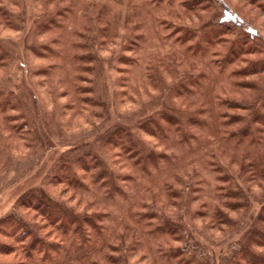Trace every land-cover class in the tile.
<instances>
[{"label":"rangeland","instance_id":"374dc122","mask_svg":"<svg viewBox=\"0 0 264 264\" xmlns=\"http://www.w3.org/2000/svg\"><path fill=\"white\" fill-rule=\"evenodd\" d=\"M123 1L0 0V219L23 216L44 234L41 216L19 204L24 194L43 189L76 213L81 230L82 219L105 230L97 244L112 246L102 264H231L248 226L264 213V181L253 174L264 155L256 152L264 151V127L253 144L225 145L217 112L204 111L229 99L250 104L260 93L232 88L217 67L203 71L207 57H186L168 45L160 22L192 30L210 11L173 9L168 17L162 3ZM217 1L264 37L257 3ZM145 8L153 27L139 15ZM218 21L211 29L228 40L245 37L242 47L249 45L243 27ZM137 33L145 36L133 41ZM248 77L264 86V73ZM171 117L182 120L181 131L167 129ZM59 166L75 173L80 191L52 178ZM98 172L114 176L113 186L92 188L89 177ZM218 185L221 200L232 207L211 222L206 211ZM239 203L242 208L234 209ZM254 250L263 254L264 247Z\"/></svg>","mask_w":264,"mask_h":264},{"label":"trees","instance_id":"16d2710c","mask_svg":"<svg viewBox=\"0 0 264 264\" xmlns=\"http://www.w3.org/2000/svg\"><path fill=\"white\" fill-rule=\"evenodd\" d=\"M110 1L112 0H109V2ZM249 1L257 3L260 9L264 11V2L262 0ZM113 2L119 5H123L122 3H124L123 0H113ZM152 2L157 8L162 3L168 17H173L171 15L173 9L195 12L196 14L202 11H210L205 20L197 26L198 28L191 30L187 25L184 26L185 29L189 31L188 35H185L186 32L184 31L186 30L184 28L160 22V24L164 26L162 31L168 30L165 34V39L168 41L167 43L170 47L175 49V51L177 50V53L179 52L186 57H192L194 53L199 54L201 57H207V61L205 60L207 65H202V67H205L203 69L204 72L208 73L210 70L209 67L215 66L218 68V73H225L226 77L232 80L229 84L232 88L240 90L243 87H248L251 90L259 91V98L255 101H250V104L240 105L234 99H229L224 104H216V106H218L217 108H210L204 111L207 113H209L208 111L210 110H213L214 113L217 112L219 120L218 132L221 131L222 133L219 140L221 139L225 145L233 140L234 146H238L241 144L240 142L245 139L248 144L255 143L260 138L259 134L261 128L264 127V86H262L263 83L249 81L248 76L264 73V37L258 35L256 33L257 31L253 30L242 17L240 18V16H238L237 18V13L231 11L230 8L226 6L219 7V2L217 0H152ZM220 4L225 5L222 1ZM173 6L175 7L172 8ZM61 8L63 10V8L67 9L68 7ZM143 10L145 12H143ZM143 10V13L139 15H141V17L143 15V20L147 17L151 25L153 23L155 25L152 13L146 8ZM56 14H62L64 16L63 11H57ZM203 17H201V19ZM54 20L55 19H52L49 22L53 23ZM119 20H123V17L121 16ZM217 21L219 24L225 25L231 23L230 25L236 26L239 29L243 27L245 29L244 32H246L250 40L249 45L244 48L242 47V43L245 42L243 40L245 37L243 39L241 37L238 40H228L219 29H211L210 24H214ZM139 25L143 27L144 23L140 22L137 24V28ZM154 25H152V27ZM180 29L183 31L180 32ZM196 32L199 34L194 35ZM144 36V33H137L133 37L135 38L133 41H139L143 39ZM255 55L256 57L254 58ZM248 56H251L252 59H248ZM209 63H211V65H209ZM234 78L235 80L233 81ZM255 96H253L252 99H254ZM240 98L246 100V97L240 96ZM235 109H242V111H246L247 114H238L237 117L227 114L229 112L228 110ZM171 120L166 121L169 124L168 130L179 131V125L183 128L182 120L175 121L172 117ZM235 122H240L242 126L234 127L232 130H229L228 126L231 127V124ZM193 125L198 127L199 124L193 123ZM158 129V131L161 132L159 125ZM177 135L182 138L184 133L180 132ZM192 136V134H187V139ZM256 152L264 153L263 149ZM134 154L136 153H132L130 156ZM263 156L264 155L257 157V170L253 171V174L255 178H259L260 180L263 179L264 181ZM156 158H159V156ZM145 159L149 160L150 158ZM144 163H148V161L144 160ZM75 164L81 166L78 161H76ZM209 164L212 165V163ZM254 164L253 162L251 163V165ZM84 171H87V169H84ZM215 171L219 172L220 170L215 169ZM58 172L61 173L58 174ZM113 177L114 176L109 173L106 175L105 172H98L89 177V183L92 185V188L112 187L113 180L111 179ZM52 178H59L60 181H62L68 189H72L73 192L82 189L79 180L75 177V173L72 174L67 166H59ZM79 179L82 181L80 177ZM221 179L222 178L218 177L216 181L220 184ZM221 189V185H218L216 191L219 192L220 195L217 194L216 200L208 203V210L206 213L211 219V222L220 220L221 216H223V207H227L228 209L232 207L231 205H226L225 202L221 200ZM83 190L87 191L86 189ZM83 190L82 192H84ZM19 204L21 207L31 209L41 216V225L39 228L45 230V233H39L32 229L31 225L26 222L23 216L19 217L16 214H9L1 218L0 256H8V258L6 260L0 259V264H102L105 258L108 257L106 248L110 250L112 245L103 243L101 247L97 244L98 240H102L101 237H103V239L107 237L105 235V230H102V232L105 233L103 234L101 231L97 230V225H93L88 219L81 220L86 226V228L84 226L83 230H81L82 227L79 224V220H77L76 213L64 204L62 205L56 202V200L47 195L43 189L38 191V194L35 195L24 194L19 200ZM241 204L242 203H239L240 206L237 207V204H234V209L242 208ZM263 206L264 205H262V207ZM254 220V223L258 224L248 226L249 228H247V232L245 233L244 246H241V249L233 254V260L230 262L231 264H241L239 261L238 263L236 261L238 257H241V259L245 261V264H264V252L263 254H257L258 252L253 254L252 251L255 247H264V213L259 211ZM93 248L99 249L94 251ZM102 248L103 250H101ZM90 250L93 252L91 253Z\"/></svg>","mask_w":264,"mask_h":264}]
</instances>
